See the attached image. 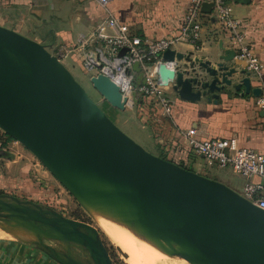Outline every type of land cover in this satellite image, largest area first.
Returning <instances> with one entry per match:
<instances>
[{
  "label": "water",
  "instance_id": "obj_1",
  "mask_svg": "<svg viewBox=\"0 0 264 264\" xmlns=\"http://www.w3.org/2000/svg\"><path fill=\"white\" fill-rule=\"evenodd\" d=\"M201 8L211 12L212 2H203ZM218 45L222 52L215 61L192 50L166 48L163 59L185 63L173 69L159 61L157 82L171 83L189 101L202 96L217 100L221 92L231 95L230 90L258 95L261 88L252 85L249 72L233 62L235 50L222 39ZM125 50L122 47L119 54ZM90 80L111 105L125 108V97L113 80L102 73ZM0 127L32 151L80 204L75 191L197 252L171 254L211 264H264L263 208L223 181L143 148L106 114L56 54L2 24ZM49 158L67 160L101 179L81 181L67 175L62 179L46 161ZM0 218L4 221L0 224L19 223L37 231L33 239L15 238L24 244L34 242L60 264L86 263L68 254L64 257L43 238L58 240L67 251L70 244L85 247L94 264H115L97 228L87 221L4 192H0Z\"/></svg>",
  "mask_w": 264,
  "mask_h": 264
},
{
  "label": "crops",
  "instance_id": "obj_2",
  "mask_svg": "<svg viewBox=\"0 0 264 264\" xmlns=\"http://www.w3.org/2000/svg\"><path fill=\"white\" fill-rule=\"evenodd\" d=\"M232 2V13L241 21L253 51L262 62L261 83L264 84V0ZM187 6L188 0H110L107 3L111 13L127 23L131 32L147 39L177 33L180 18ZM106 14V8L98 0H0V24L43 43L51 52L58 49L66 51L60 60L67 66L81 63L82 53L91 41L85 37ZM202 33L203 43L197 49L185 42L177 43L175 48L181 51L192 50L194 55L215 61L222 52L218 45L220 39L227 47H236L227 39L217 17L204 19ZM233 62L237 68H242L234 57ZM184 63V60H178L179 68ZM241 75L234 74L233 77ZM251 83L258 85L260 82L251 77ZM165 88L172 101L170 118L174 125L172 128L166 126L165 138L154 136L151 127L137 119L142 126L149 128L153 153H157L158 143H162L168 157L216 178L212 170L216 165L207 162L185 144L182 130L189 127H195L200 136H235L240 145L264 153V112L255 105V95L251 92L235 93L230 90L231 95L227 91L221 92L217 100H208L202 96L199 100L189 101L181 98L171 83L165 85ZM26 162L18 159L17 155H1L0 188L18 182L26 184L29 168ZM208 172L214 173V176L208 175ZM0 264L60 263L29 245L0 237Z\"/></svg>",
  "mask_w": 264,
  "mask_h": 264
},
{
  "label": "built area",
  "instance_id": "obj_3",
  "mask_svg": "<svg viewBox=\"0 0 264 264\" xmlns=\"http://www.w3.org/2000/svg\"><path fill=\"white\" fill-rule=\"evenodd\" d=\"M110 0H98L107 14L98 20L85 38L82 66L91 75L102 73L113 80L125 97L124 107L131 108L138 94L148 97L157 112L170 117L172 101L165 85L157 82V63L179 68L178 60H165L162 52L185 42L198 48L203 43L202 26L205 18L217 17L224 33L235 47L237 64L260 83L261 92L255 95V105L264 112V84L261 83L263 67L253 51L241 21L232 13V0H188L185 13L179 21L178 32L168 36L147 39L133 33L127 23L107 8ZM203 2H212V11H203ZM122 47L126 50L119 54ZM59 59L66 54L61 49L53 51ZM95 54V56H94ZM140 77V79H138ZM137 93V94H136ZM136 95V96H135ZM183 140L195 153L218 167L230 165L245 178L239 192L242 196L264 209V153L256 148L240 145L235 136H200L195 127L182 130ZM5 135L0 133V149L8 146Z\"/></svg>",
  "mask_w": 264,
  "mask_h": 264
},
{
  "label": "rangeland",
  "instance_id": "obj_4",
  "mask_svg": "<svg viewBox=\"0 0 264 264\" xmlns=\"http://www.w3.org/2000/svg\"><path fill=\"white\" fill-rule=\"evenodd\" d=\"M13 58L18 64H22L20 58H17L15 56ZM74 64L75 63L68 64L69 67L66 64L65 65L72 71L76 80L82 84L88 94L94 100L98 101L100 107L124 132L131 136L143 148L150 152H153L154 148L151 143L149 128L147 126H142L137 120L139 118L136 102L133 107L124 109H120L116 106L111 105L106 99L103 98L99 90L93 86L90 80V73L82 66V64L79 62L76 63V65ZM0 133L5 135L7 141H9V143L7 142L9 146L4 149H8L9 151H11L14 156L17 155L18 159L26 160V163H28L29 166L26 184H23L21 182H18V184L14 183L12 185L7 186L6 188H0V192L14 194L20 198L30 199L32 201L40 203L43 206L52 208L60 212L64 216L84 220L91 223L97 228L99 236L103 240L110 257L115 264H137L136 254L132 251H129L125 246H119L115 244L112 241V238L106 232H104L100 225L95 221L93 214L87 211L86 208H84V206L78 202V200L69 191V189L65 187V185L62 184L57 179V177L50 172V170L32 151L25 147L20 141L14 138L9 139V134L5 132L4 129L1 127ZM158 151L159 150H157L156 154H158ZM8 169L10 171V168L7 167V170ZM212 170L216 173V178L223 180L224 183H226L227 185L229 184V186H234V188L238 189H235L237 192L241 191V185L243 183L244 178L242 175L236 173L230 165L222 167H218L216 165ZM207 174L214 176V173L211 172H208ZM97 213L99 215H108V211H105L103 209L98 210ZM0 222H4L2 218H0ZM135 222L138 223L136 225H131ZM113 224L124 227V231L131 233L134 232L133 234H135V232L137 234L139 233L137 237H140L142 244L145 243L147 245L148 241L150 240L149 237H151V239H156V241L159 240L158 242L160 243V245L167 248L170 254L166 258L167 260L165 259L156 264H211L209 262L204 261V263L202 261L200 262V260L196 259L195 257L186 259L177 254H171V251L173 250H185L190 251L193 254L197 252L196 250L189 248L182 242L172 240L166 234L160 236L159 234H156L154 232L152 233L146 228V226L141 224L139 221H134L132 223L127 224L113 222ZM0 237L5 239L10 238L11 240L20 242V240L12 236ZM42 242L52 246L54 249L59 251L64 257L66 254H68L74 258L82 260L86 264H94L93 260L88 254L87 249L85 247L80 246L79 244L68 245L67 251L66 246H62L60 242L56 239L43 238ZM31 243L25 244L41 251L43 254L53 259L42 248L36 247V244L34 242Z\"/></svg>",
  "mask_w": 264,
  "mask_h": 264
},
{
  "label": "bare ground",
  "instance_id": "obj_5",
  "mask_svg": "<svg viewBox=\"0 0 264 264\" xmlns=\"http://www.w3.org/2000/svg\"><path fill=\"white\" fill-rule=\"evenodd\" d=\"M46 161L62 179V175H67L71 178L76 177L81 181L95 179L100 180V177H98L95 173L90 172V170L84 168L81 169L80 167H77V165H74L67 160L59 158H49ZM105 181L107 180L105 179ZM75 193L84 208H86L87 211L93 214L95 221L100 225L104 232H106L112 238V241L119 246L127 247L129 251H132L136 254L137 264H156L165 260L169 256L170 252L167 248L160 245V243L158 242L159 240L156 241V239H151V237L148 236L150 240L148 241L147 245L145 243L142 244L140 237H137L139 233L137 234L135 232V234H133L134 232L131 233L124 231V227L113 224V222H120L121 224L132 223L136 221L135 218L127 215L126 213H116L115 209L107 207V205L103 202L97 204V198L95 197H92V201H88L84 196L80 195L79 192L75 191ZM101 209L108 211V215H99L97 211ZM137 223L135 222L131 225H136ZM37 235V231L33 230L30 227H27L24 224H0V236L2 237L12 236L22 239H33L36 238Z\"/></svg>",
  "mask_w": 264,
  "mask_h": 264
},
{
  "label": "trees",
  "instance_id": "obj_6",
  "mask_svg": "<svg viewBox=\"0 0 264 264\" xmlns=\"http://www.w3.org/2000/svg\"><path fill=\"white\" fill-rule=\"evenodd\" d=\"M137 110H138V118L142 123L148 124L154 136L165 138L164 132L166 131V126H170L171 128L174 126L172 119L167 115H162L155 107L152 105L150 100L144 94H139L136 98ZM8 138H12L8 135ZM7 139V138H6ZM159 151L158 154L164 158L175 161L172 157H168V153L164 146L162 147V143H158ZM11 156L12 154L8 149H0V156ZM176 163L189 168L186 164L181 161H175Z\"/></svg>",
  "mask_w": 264,
  "mask_h": 264
}]
</instances>
